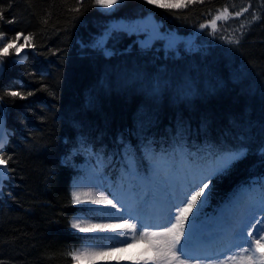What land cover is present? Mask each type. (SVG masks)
Listing matches in <instances>:
<instances>
[{"label": "trees", "instance_id": "1", "mask_svg": "<svg viewBox=\"0 0 264 264\" xmlns=\"http://www.w3.org/2000/svg\"><path fill=\"white\" fill-rule=\"evenodd\" d=\"M149 7L181 33L227 9L232 36L238 35L224 42L206 31V44L214 45L167 61L173 74L160 75L166 60L141 51L131 35L114 33L108 56L93 47L112 15L92 7L91 0L82 6L78 0H0L4 40L17 32L32 37L21 55L26 59L5 58L0 96L7 90L35 93L0 102L12 130L3 148L12 159L0 191V264H75L67 253L93 245L82 239L93 235L70 226L73 218H93L89 208L70 200L81 167L92 169L89 152L103 158V172L115 180L128 160L146 166L149 145L158 154L178 142L196 154L247 148L245 159L213 180L201 217L217 213L239 187L264 179V0H204L175 10L127 0L113 14L134 17ZM237 11L242 14L235 16ZM152 77L161 91L137 88Z\"/></svg>", "mask_w": 264, "mask_h": 264}, {"label": "snow or ice", "instance_id": "2", "mask_svg": "<svg viewBox=\"0 0 264 264\" xmlns=\"http://www.w3.org/2000/svg\"><path fill=\"white\" fill-rule=\"evenodd\" d=\"M78 2L82 6V0ZM143 2L155 8L175 10L188 7L192 0ZM91 4L102 14L110 15L124 4V0H91ZM3 11L5 10H0V20H4ZM74 11L79 12L80 8ZM241 14L240 11L234 13L235 16ZM5 22L10 24L14 23V20ZM144 22V26L140 27L110 25L95 40L93 47L105 56L111 55L106 47L107 41L119 31L149 33V39L142 47H148L153 39L164 38L152 16L147 17ZM211 24L215 29L216 20H212ZM200 27L205 28L207 25L202 24ZM21 37L24 43L18 44L17 41ZM168 37V47L172 48L176 41L171 38V34ZM31 38V35L25 36L17 32L14 37L5 41L4 33L0 31V71L3 70L6 57H12L9 63H19L26 59V55L21 56V49L32 46L29 43ZM234 42L239 44L240 41ZM153 91H159L158 84ZM34 94L7 90L4 96L27 99ZM184 95L190 96L191 90ZM4 96H0V102L4 100ZM4 113V105L0 103V186L7 179L6 174L11 171L7 165L12 159L3 155L8 136L4 129ZM260 152L264 154V147ZM248 154V149L242 146L223 151L209 148L196 154L186 151L184 145L179 142L171 151L158 154L149 145L143 152L146 166L141 169L134 159L128 160L113 183L103 172V158L98 153L89 152L87 164L100 179V183L92 185L106 188L111 198L109 195H97L90 188L88 191L72 190L70 200L72 204L88 202L90 205H96L97 207H91L87 211L94 219L107 222L92 223L73 218L70 226L80 233H95L93 236L82 237L90 244L94 245L97 241L106 243L102 246L73 249L67 256L76 261V264H122L123 261H132V264H191L193 260L195 264H200L202 260L205 264H264V179L239 187L220 212L226 224L219 237L212 239L210 243H202L203 251L197 254L198 258L193 259L194 253L190 250L194 241L202 239L195 225L209 203L215 187L213 180L227 175L229 170ZM78 185L80 183L75 182L73 188ZM161 186H166L167 190L162 191ZM150 189L156 197L152 207L156 208L157 216L154 221L142 223L143 202ZM101 233L110 235H100ZM138 247L142 250L134 255H118ZM216 252L219 254H215Z\"/></svg>", "mask_w": 264, "mask_h": 264}, {"label": "rangeland", "instance_id": "3", "mask_svg": "<svg viewBox=\"0 0 264 264\" xmlns=\"http://www.w3.org/2000/svg\"><path fill=\"white\" fill-rule=\"evenodd\" d=\"M127 0H124V3ZM196 1H204V0H192V3H195ZM192 3H190L189 5H191ZM188 5V6H189ZM121 7V6H120ZM117 8L113 13H115L117 10L120 9ZM152 7H149L148 10H151ZM183 9V8H181ZM148 10L145 11H138V15L134 16V17H121V16H116L113 19L110 20L109 25L107 26V28L110 25H116V23L120 22V20L122 19L123 22L119 25H137L138 27L140 26H144L145 22V18L147 16H154L155 12H149ZM225 10V9H224ZM221 10L219 11V14H221L222 12H228ZM142 12V13H140ZM112 13V14H113ZM219 15H216L214 17H212L211 20L207 21L204 23V25H207V27L205 28H201L198 27L196 30H194L192 33H181L180 31L178 32L176 29H169L166 27H159V31L162 37H164L163 39H153L150 41L149 46L148 47H142V45L145 43V41H147L149 39V33H146L144 31H134V32H123L120 31L121 33H123V35H131L134 37L133 41L135 42V44H137L140 48L141 51H151L152 55L155 57H162L164 60H166V64H164L163 66H161L160 69V75H165L166 73L169 72V75L173 74V69L172 68H168L170 65H173L169 62H172V59H179L180 58V54H183L184 52H198L199 50H204L206 45H211V44H215V42H212L210 44H206V40H207V35L205 32L209 31V32H213V35H211V38L219 41H228L230 39L235 40L237 35L232 36L233 35V31L231 30L229 24H231V17H223L220 20L216 19V17H218ZM158 20V19H157ZM212 20H216V27L215 29H213L211 21ZM236 32V31H234ZM116 33V32H115ZM169 34H171V38L175 39L176 44L174 47L169 48L168 47V36ZM203 35V36H202ZM202 37V39L200 40V38ZM220 44L219 46H223L221 45V43H217ZM133 47V45H130L129 48L131 49ZM28 49V47H25L23 49H21V55H23L25 53V51ZM109 50V49H108ZM111 53L113 52L112 50H109ZM169 61V62H167ZM129 78L133 77V79L135 80H140L141 78H144L141 75H125ZM156 77H160V76H156ZM172 78V77H170ZM127 80L125 78H121L120 82H122ZM142 80V79H141ZM131 80L127 81L130 83ZM156 81L155 78L152 77V79L150 78V80L148 79L145 82L137 85V88L144 90L145 92H150V93H154L153 89L156 86ZM159 85V91H161L160 88V83ZM157 91V92H159ZM156 93V92H155ZM8 135L11 133V129L8 128V130H5ZM8 137V136H7ZM8 140V139H7ZM81 170H83V175L81 177L78 178V182L80 183V185H78L75 190L77 191H88L90 188L91 190L96 193L97 195H108V190L106 188H97L92 184H97V182L99 181L100 183V179L98 176L94 175L93 171L88 168L87 166L81 167ZM109 179L110 177L108 175H106ZM111 180V179H110ZM115 183V182H113ZM162 187V191H166L167 187L166 186H161ZM109 198H111V196L109 195ZM148 198L149 195L147 197H145V200L143 202L144 207L142 208V221H154L156 219L157 216V211L156 208L152 207V204L150 206H148ZM153 198L155 199V195L153 194ZM152 198V196L150 197L151 200H154ZM153 203V202H152ZM82 205L88 206V207H97L96 205H90L88 202L82 203ZM152 209V217L150 218V220H148L147 216H148V212L149 209ZM224 208V206L221 208V210ZM221 212V211H220ZM76 219H80L82 221H89L92 223H99V222H107V221H99L96 220L94 218L91 219H87V218H76ZM213 217H207L206 220H199L195 227L196 229L200 232L202 239L201 240H196L193 242L192 246H191V251H193V256L192 258H198V253L203 251L202 248V243H207L210 241V235H214V229H216V225H221L223 224V226H225L226 224V220L224 217L220 216V221H218L217 224L212 223ZM142 222V223H143ZM76 230V229H74ZM150 230H159V229H150ZM77 232H79L78 230H76ZM82 234H95V233H82ZM96 235V234H95ZM100 235H110V233H101ZM220 234H217L216 236L219 237ZM93 245H88V246H84V247H92ZM119 246V245H117ZM82 247V248H84ZM81 248V249H82ZM142 248H133V249H129L128 252L126 253H119L118 255L121 256H128V255H134L137 252L141 251ZM229 255H231V253H229ZM182 259H186V257H182ZM76 264V261H75ZM81 264H86V262H81ZM122 264H132V261H123ZM191 264H195V260L191 261ZM200 264H205V261H201Z\"/></svg>", "mask_w": 264, "mask_h": 264}]
</instances>
